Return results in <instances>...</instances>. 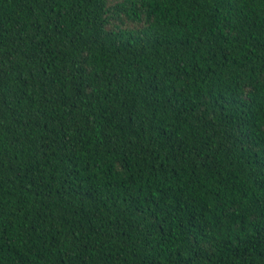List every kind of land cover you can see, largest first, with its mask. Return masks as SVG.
I'll use <instances>...</instances> for the list:
<instances>
[{
  "label": "trees",
  "instance_id": "16d2710c",
  "mask_svg": "<svg viewBox=\"0 0 264 264\" xmlns=\"http://www.w3.org/2000/svg\"><path fill=\"white\" fill-rule=\"evenodd\" d=\"M0 264H264V0H0Z\"/></svg>",
  "mask_w": 264,
  "mask_h": 264
}]
</instances>
